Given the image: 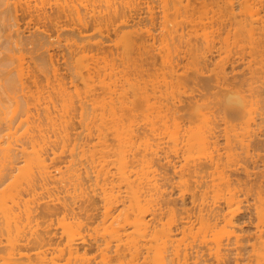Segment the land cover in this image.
<instances>
[{
    "label": "bare ground",
    "instance_id": "1",
    "mask_svg": "<svg viewBox=\"0 0 264 264\" xmlns=\"http://www.w3.org/2000/svg\"><path fill=\"white\" fill-rule=\"evenodd\" d=\"M3 1L7 3V5L10 4L7 2L8 0H0V2ZM16 1L17 2L13 0V2H11V5L14 4V16H3L2 13H4V11L0 8V213H2V215H0V219H5L9 223L12 214H18L21 212L25 214H23V216L21 214H15V216H12V218L18 216L17 218L21 219H19V223H21V225L24 224L22 225L24 228H21V230V225L19 226L16 224L17 226H15V223H17V218H13L16 220V222L11 219L12 224H14L13 227L15 226L14 229L12 228V230L15 231L14 236H16V234L20 231H24L23 233L25 234L20 232L21 235L19 236L27 235L26 233L28 232L29 233L27 236H29L31 235L30 230H33V228H38L36 226L43 227H41L42 229L38 228L33 230L34 232L37 231V233H35L36 235H31L32 240H28L29 238L23 237L24 243L22 244L19 243L23 242V239L20 241L21 237H14L16 238L14 241L13 236L10 235L12 239L9 238V240L11 239V241L7 240V242H9V244L7 243L9 249L15 251L17 249V251L21 250L23 253H26L27 251L24 252V246L27 248L30 242H32L31 244H39L44 247V245L47 246L48 243L51 245L54 239H59L60 241L61 235H59L60 238H54L56 235L54 233L53 240H49L51 239L52 232L54 231L51 230L52 232L50 233L51 228L48 226V224L47 227L46 224H42L41 222L45 219L38 218L40 216L44 218L46 216L49 217L50 215H56L61 211L68 213L66 215L69 216L65 215L66 217H70V215L72 216V218H69V220L71 219L70 222L74 221V215L75 222L77 223L78 220H76V218H80L78 215H81L80 210H83L87 215L93 214L91 217H94L96 213L98 214L96 210L98 209L97 194L99 193V201L102 204V210L100 213L102 218L101 221L103 223L108 221L109 226L113 228V234L115 233L117 236L118 244L120 243L121 246H124V250H128L127 252H129V255H131L130 257L135 254L134 257L139 255L142 259L143 256L142 260L146 262V258L148 259V257H150L149 253L152 252L153 261L159 262L158 264H241L246 259V254V257L248 255H253L254 257L249 258L245 264H264V169L262 168V170L258 172H251L250 169H248L249 164L247 161H244V164L239 165L238 167L229 166L227 168H219L217 159L219 156L221 141L222 139L228 140L229 134L227 131H222L219 128L218 121L214 117L208 120L209 124L206 121L207 123H205V127L202 128V133H200L201 130L199 129L201 126H199L197 127V131L193 130L194 132H191L189 130L190 133L188 132V134L185 135L187 137L183 138V141L186 142L182 141L183 144H187L185 146L182 145L184 150L186 147L189 149L192 146L187 143L188 141L192 139V144H194V138L195 143L197 138H202V140H199L200 143L197 141V147L202 145L200 148H202L203 151H201L202 149L198 151L196 149L199 148H195L196 152L194 154L196 155H194L192 152L195 151L194 147L196 146L193 145L191 148L194 151H192L190 148L189 152H191L187 153V156L190 154V158H193L194 156L196 157L197 154L198 156L203 154V156H201L203 158L197 156L198 159H191L189 162L188 157V160H186L188 162L180 167L178 165V161L176 159L170 158V155L167 156L165 154V156L161 157L164 170L162 173V179L160 177V181L163 183V189H159L162 191H160L161 194L158 193V196H155V193L158 191L156 187L154 189L152 185L154 183H158L155 182V178L153 182L150 177L151 175L146 176L145 174L143 176L136 177V172H133L132 132L129 137L126 138V143L128 144L125 145L124 149L126 150H124L125 152L123 156L117 160L118 164L115 165L114 162L105 160L95 161L93 158H91L90 161H88L79 158V160L72 159L69 161L66 169L62 171L59 166L55 165L54 159L49 157V150L52 154H55V148L57 145H55L56 142L54 144L52 143L57 139L56 136L58 135H54L51 131L52 133L50 134L55 136L54 140L52 139L51 142L52 136L49 134V138V135L47 136L46 133L48 130L50 132V129L47 128L48 130L45 131L46 128L44 126L47 123L49 124L48 120L50 121L51 118L55 120V117H53L54 115L57 118L59 116L57 111V113L55 112V114H53L54 111L58 109L54 108L55 103L53 99L55 98L52 97V90L55 88L56 84L59 87L58 89L63 88V90L65 89L66 85L63 77L58 78L56 76L59 70L56 64V58L58 57L59 52L62 50L66 51V53L61 55V57L64 58L63 63L65 66L71 64V66H73L72 68L78 73L79 77L81 76L83 79L81 82L84 86V100L83 102L81 101V103L83 105L85 104V108H82V104H80L79 108L84 110L89 104H92V109L94 112L97 111L101 115H105L107 113L112 117L117 113L118 109L124 110L127 107L126 103L128 102L127 104H129V102L132 101L129 98V89L132 88V78H130V75H127V70H129L130 66L132 69V44L135 43L136 40H143L148 45L149 41H154L155 38L151 31L152 27H142L139 24H136L132 31V14L134 11H137L136 2H134L135 0H124L119 9L115 7L111 12L108 13V18H96L94 14L92 15L94 18H86L87 16L84 15L85 13L82 15V9L79 8L84 4V1L82 0H55L57 1L56 3L59 2L60 6L63 4L62 2L65 4L72 3L73 5H71L72 7H65L67 4H63L64 7H62V9L68 10L65 15H62L63 18L51 16V12L47 13L48 11L45 9L46 7L42 9L44 4H38L40 5V8L42 7L41 10L34 8L37 7V5H34V7L29 6L31 3L30 1L27 2L28 0H24L22 3H19V0ZM76 1H79L78 3L82 2L81 4H78L80 5L79 7L78 5L74 4ZM189 1L190 0H174L173 3L175 7H178L183 5L184 2L189 4ZM247 1L249 2V15L250 17H255L251 18V21L259 23L262 29L261 32L264 34V20L259 17L261 11H263L264 0ZM1 5L2 4L0 3V7ZM18 5L23 16H27L26 18L19 17L20 15L18 16L16 13L19 9L17 8ZM229 6V11L231 12L233 3L229 2ZM148 19L149 23L153 25L155 18ZM181 19L182 18H160V24L163 28V36L164 38L165 36H169L170 40H167V38L164 39V41L166 40V45L164 41H162L161 47H159L160 51H163L165 55L163 52H160L159 54L163 53L161 59L164 62L162 66H165V69H163L167 70L168 73L170 72L171 74H174V76H172L169 73L174 78L177 77V67L181 68L182 66L180 67V64L175 62V59H177V57L175 58V55L172 57L171 54L173 51L170 52L172 47H167V49L169 48V52L167 53L165 50L167 44H169L167 41H171L170 44L172 45L174 42L173 39H179V44L181 39L183 40V30L181 27L177 26ZM217 21L218 22H215L216 27L221 28L230 22V18H218ZM169 22L175 23L176 25L169 26ZM210 23L211 21L208 23V25L210 27L211 25L213 26V23ZM204 41L206 46H203L205 47L203 48V52H199L200 54L198 51H196L197 53L193 52V55L196 56V53L198 54L196 57L199 58L198 62L196 61L197 65H193L194 67L191 66L193 67L192 70L195 72L196 70H198V72L202 71L199 70L202 69L200 65L198 66L199 63L201 64L202 62V64L205 65L208 60L215 57L213 51L215 46L214 41H209L207 38L204 39ZM144 42L140 44L142 45V48L150 50V48H146ZM186 43L187 42L185 41V44ZM170 44L168 46H170ZM151 45L149 46L151 47ZM164 45L165 47L162 48ZM188 45L189 43H187V47ZM175 46L176 45L173 47ZM189 46H191V44ZM193 47L191 46V48ZM154 48H152V50ZM191 48L189 47L187 49L189 50ZM105 50H107V52H109L111 55H115L120 60V63H118L119 65H117H123L122 71H114L117 66L115 63H113L115 61H113L110 64V67L107 65L104 66L103 75H91L92 70L94 69L93 72L97 71V66L101 64L99 63L101 58L99 57V59L96 56V60L95 55L101 54ZM175 50H177V52L179 51L178 49ZM102 55L103 54H101V56ZM189 55L193 56L191 54ZM96 61H98V65H96ZM235 65L236 64L233 61H230L229 56L226 55L216 66L217 78L219 80L221 78L223 81L226 80L228 72L233 71L236 67ZM186 66L190 67L188 64ZM83 67L86 69V72L90 74V77L93 76L95 80L93 78L90 79L89 76L87 78V80L89 79V82L84 80V77L81 74V68ZM100 67L101 65L99 68ZM166 67L170 70L168 71ZM125 68L128 69L126 70ZM107 71L111 72V74L109 75L108 80L105 81L104 75ZM182 71H184V69ZM198 72L196 73L198 74ZM188 73L190 74V72ZM85 81H87L86 84ZM263 85L264 80L262 79L259 86ZM100 87L106 88V92L108 93L107 96H98ZM78 99H80V97ZM65 107L66 106L64 105V110ZM128 107L127 109L132 111L131 106L128 105ZM62 114L65 115V112ZM40 115L49 119H42L43 117ZM39 116L42 117L41 121ZM62 118L64 117H61V119ZM44 120L47 122L44 123ZM259 120L261 125L263 124V128L261 129L262 138L257 140V147H261L264 150V106L262 107V112L259 114ZM57 121H59V119ZM50 122H53L54 125L53 123H50L48 127H51V130H54L56 133L58 132L59 136L63 138L64 141L66 139L68 140L67 137L69 131H67L68 124H66V118L63 121V126L60 124L61 122L59 123V126L61 125L60 127H62V131L66 127L67 132L63 131L65 134L67 133L66 136L62 134L63 132L61 133L60 129V131L58 130V123H56V120L55 122L53 120ZM40 123L43 124V130L40 126ZM55 124H57V131L55 129ZM54 126L55 128H53ZM114 134H116L118 144H122L124 141L122 134L118 130H115ZM103 137V132H98V140H101ZM22 138H24L25 141L22 140ZM27 143L29 146H26ZM64 143H62L63 146ZM203 144L206 147H204ZM54 145L56 146L55 148L53 147ZM28 147H30L29 150ZM205 148H207V150ZM248 148L249 145H246V150H248ZM184 152H188V150H184ZM19 159L23 160L24 162V166L21 168L18 167L20 161ZM257 164L258 158L253 159L252 168H257ZM235 170H242L246 178L240 179L237 176L238 174L234 172ZM15 171H18V175H15L14 179L10 183L5 184L6 181L11 179L12 174ZM60 174L63 178L60 177ZM252 175H255L256 177L251 179ZM100 179L102 180V185L99 187L100 190L96 191V193H93L91 188L92 182H94L95 185L93 189L97 190L96 184ZM144 179L146 180L143 181ZM150 179L153 183L150 182ZM176 179H178V181L174 185ZM135 181H137L138 185L134 184ZM60 182H62V185L59 184ZM142 182H144V184ZM145 182L147 186L145 185ZM63 183H67L66 185L64 184L66 187L63 186ZM69 184L72 185V191L68 189ZM142 184L145 185V187ZM133 185H135V187H133ZM139 185L142 187H139ZM136 186H138V189H141L137 190ZM121 187L122 189L125 188L123 190V195H121ZM152 187L155 191L152 189ZM158 187L159 186L157 185V188ZM66 188L69 190V194L65 193V191L63 192V189ZM175 188L178 189L176 194H174ZM153 194L154 197L160 196L156 202L154 200ZM255 199H257V203L253 207L251 200ZM146 200L149 202L151 201L150 203L152 205L150 204L149 206L147 204V206L142 203V201ZM176 200L180 202L178 207H176L174 204ZM76 207V210H78V208L80 209L77 212L75 210ZM61 214L63 216L64 213ZM75 215H78V217ZM19 216L22 218L26 217L25 219L29 220L30 224H28L27 221ZM36 216H39L37 221L42 225H40L35 220V223L32 222L35 225V227H33L34 225H32L30 221L36 219ZM65 216H63L62 219ZM254 219H256L257 222L255 221L256 223L253 225V231L246 232V228H249L250 225L253 224ZM23 221L27 225L31 226L32 229L23 223ZM11 222L9 224H11ZM63 222L62 224H64ZM2 223L3 222L0 224ZM4 223L6 222L4 221ZM45 226L49 228V230L45 228ZM16 227H18L17 230H15ZM25 227L30 228H27L29 231ZM39 229L41 230L39 231ZM77 229L80 230L81 228L78 226V228L74 229V232L72 229L71 231H68L67 229V231L64 232L66 233L65 235H67V239H65L63 243L65 246L59 245L60 242L56 240L54 247H57L58 242L60 250L56 251V248L51 250V252L54 250L57 253L56 254L54 252L57 255V258L58 256L62 255V257H67V264L71 260H76V257L78 259V256H74L76 253L78 254V247L80 246L81 242H85L84 237L86 233L84 235L83 230L78 232ZM14 231H12V233H14ZM48 232L50 234H48ZM2 234H4V231ZM147 235L151 236V239L155 242V247L151 251L149 250L151 247H147V250L144 249L146 251L144 252L145 255H143V253L139 254L142 252L141 248H145L141 246L145 244L143 240ZM47 238L50 241L48 243L47 240H45ZM142 238L143 240H141ZM25 239L30 242L28 243ZM117 239L115 237V241ZM122 239L123 241L125 239V243L123 242L124 245L121 244ZM139 240L143 241L142 243L144 244H140L141 241ZM44 241L47 243V245L44 243ZM132 242L133 244L139 243L141 245V252L137 250L139 249L137 248V246L139 247V244H135L133 248ZM145 242L147 241L145 240ZM43 243L44 245H42ZM115 244L117 245V242H115ZM0 245H3V243H0ZM36 246L38 245H35V247ZM83 246L85 248V243ZM96 247H99V249ZM100 247V245H96L94 250H98L99 252L102 250L103 252V247L101 249ZM105 249H107V251L109 250L108 248ZM112 249L114 250L113 254H121V250H117L118 248L115 247L116 250L114 248ZM132 249L135 251V253H132ZM15 251H9L11 254L8 253V257H11L12 254L21 255L22 253L20 251L21 253L19 252L15 254ZM107 251H105L103 255H106ZM118 251L119 253H117ZM37 253L40 254V252ZM125 253L126 252L123 254ZM113 254H111V256L115 255ZM5 256L7 257V254ZM28 256L29 255L26 257L23 254V257H26V260ZM86 256L88 257V255ZM8 257H2L1 254L0 264H22L21 262H24L23 260L19 262V257L16 256H12L11 258ZM13 257H16V259ZM38 257H42L43 260L46 256L44 257L42 255ZM50 257H48L49 262ZM53 257V259L51 258V262L53 260V264H55L59 259L54 260L56 259L55 255ZM62 257L59 258L62 259ZM72 257L74 259H71ZM106 257L107 256H104V258ZM108 258L111 259V257ZM45 259L48 260L47 258ZM66 259L64 258L65 261ZM86 259L85 261L87 262ZM82 260L83 259H81V262ZM144 261L139 263L138 259V264H144ZM42 262H38V264H42ZM49 262L47 261L44 263L49 264ZM59 262L61 263L62 261ZM130 264H132V262Z\"/></svg>",
    "mask_w": 264,
    "mask_h": 264
},
{
    "label": "rangeland",
    "instance_id": "2",
    "mask_svg": "<svg viewBox=\"0 0 264 264\" xmlns=\"http://www.w3.org/2000/svg\"><path fill=\"white\" fill-rule=\"evenodd\" d=\"M19 1H18L19 3H22L24 0H19ZM25 1H27V0H25ZM29 1L31 3V4L29 3L30 4L29 6L34 7V5H37V7H39V8L34 7L36 9H41L42 7H43L42 9H44L46 7L45 9L48 11V12L47 11L46 12L47 13L51 12L50 15L53 17L63 18L62 15H65V13L68 12L67 9H65V10L62 9V7H64L63 4H65L62 1L61 2L63 4L60 2L62 4L61 6H60L59 2L56 3L57 1H55V0H28L27 2H29ZM82 1H84L85 6H84V4L81 6L78 5V4L82 3V2L78 3L79 1L78 2L76 1L74 4L78 5V7L80 6L79 8L82 9V15L85 13L84 15L87 16L86 18H94V17H92L93 14L96 18H108V13L111 12L115 7H117L119 9L120 5L124 2V0H82ZM7 2L10 4L7 5V3H5L4 1L0 2L2 4L0 8L3 9V11H4V13H2V15L3 16H14L15 15L14 4L11 5V2H13V0H8ZM15 2H17V1L15 0ZM35 2H36V4H35ZM134 2H136L137 11H134L132 14V31H133V27L136 24H139L142 27H147V26L152 27L151 31H152L155 38H154V41L153 40L149 41L148 45L143 40H140V41L136 40L137 44H136V42L135 43L132 42L133 43L132 44V53H131V55H132V69L130 66L131 64L129 65L130 66L129 70H127L128 68H125L128 71L127 75H130V78H132V88L129 89V98L132 100V101H130L132 104L130 102H129V104H127L128 102L126 103L127 107H128V105L131 106L132 111L128 110L129 107H128V109L126 107L124 110L118 109L117 113L111 117L107 113L105 115H101L97 111L94 112L92 109V104H89L87 106V108L84 110L79 108L80 104H82L81 101L83 102V100H84V98H83L84 97V95H83L84 86L82 85L83 83L81 82V81H83V79L81 76L79 77L78 73L72 68L73 66H71V64H68V66L67 65L65 66V64L63 63L64 58H62L61 55L63 53H66L65 50H62L61 52H59L58 57L56 58V62H57L56 64L59 68L56 76L58 78L63 77V80H65L66 85H65L64 90H63V88L58 89L59 87L57 86V84H56L57 87L56 86H55V88L52 87L53 88L52 97L55 98V99H53L54 103H55L54 108L58 109V110L54 109L55 111L53 114H55V112L57 111L58 113L57 112L56 113L59 115L58 118L55 115L54 116L52 115V116L55 117L56 123H58V130L60 129L61 133L63 131L64 132L69 131L68 132L69 134L67 137L68 140L66 139L64 141L63 138H61L59 136L58 132L56 133L54 130H51V127H48V126L51 123L50 121L53 120L55 122V120L53 118H51L50 121L48 120L49 124L47 123L48 124V125L46 124L47 126L44 124L45 125L44 127L46 128L45 131L50 129V132H49V130L46 132L47 136L52 132L54 135L59 136V138H58V136H56L57 139L55 141H53V143H52V144H54L55 142L57 143V144L55 143V145H57V147L55 145L53 146L54 148L56 147L55 148V154H52L51 151L49 150V153H50L49 157L54 159L55 165L59 166L60 169L62 171H64L66 169L69 161H71L72 159L79 160V158H82L83 160L85 159L88 161H90V159L93 158L95 161L105 160V161L114 162V165L118 164L117 160L120 159L121 156H123V154L125 152L124 150H126V149H124L125 145L128 144V143H126V138L129 137V135L132 132V165H133L132 168H133V172H136V174L134 173L136 175V177L137 176L140 177V176H143L145 174H146V176L151 175L150 177H151L153 182H154V178H155V180H156L155 182L159 183V184L156 183L159 187L157 188V185L155 183L152 184L153 182L151 181V179H150V182H152V183H150V184L153 185L154 189L156 187L158 192L155 193V196H158V193L161 194L160 191H162L159 189H161V188L163 189V185H162L163 183H162V181H160L162 179V173L164 170L163 166H162L161 157L165 156V154L167 156L170 155L169 157L176 159L178 161V165L180 167H182L183 164H185L188 161L190 162L191 159H198V157L203 156V154H201V156H198V154H197L198 157L194 156V155H196V154H194L196 152V150L200 151V149H202V148H200L202 145L201 146L199 145V143H200L199 140L200 139L202 140V138L199 137L200 139H198L196 137L197 141L199 142L198 143L199 147H197V141L195 143V138H194V142H193L194 144H192V141H193L192 139H191L192 141L190 140L187 142V143H189V145L196 146V147H194V150H195V148H199V149H196L194 151L191 148L192 146L190 147L192 149V151H194V152H192L194 154L193 155L194 157L192 156L193 158H190L191 157L190 154H189V156H187L188 155L187 153L191 152V151L189 152L190 148L187 149V147H186L184 150L185 151L188 150V152H184L182 145L185 146L187 144L186 143L183 144V142H186V141H183L184 140L183 138L187 137L185 135L188 134V132L190 133V131L192 132L193 130L197 131L198 130L197 127H199V126H201L199 130H201L200 133H202V131H203L202 128L205 127V123L208 122V124H209L208 120L212 119L214 117L218 121L219 128L222 131H227L229 134L228 140L222 139V141H221L219 156L217 159L218 163H219V168H222V167L227 168L229 166L238 167L239 165L244 164V161H247L249 164L248 169H250L251 172H254V171L258 172V171L262 170V168L264 169V167H263L264 166V150L261 147H257V144H258L257 140L259 138H262L261 137V129L263 128L262 127L263 124L261 125L260 120H259V114L262 112V107L264 106V104H263L264 103V85L259 86V84L261 83L262 79L264 80V34H262V32H261L262 29L260 27V24L255 22V21L254 22L251 21V18H255V17L254 16L250 17V15H249V2L247 0H190L189 4L184 2L183 5L178 6V7L174 6V3H173L174 0H135ZM229 2L233 3V7L231 9V12L229 11L230 10ZM38 4H40V5L44 4V6H42L40 8V5H38ZM66 4H67V6H65V7L72 5V3H69V4L66 3ZM58 6H59V8H58ZM17 8H19L16 12L18 14V16L20 15L19 17H25L26 18L27 16H23L19 5L17 6ZM80 12H81V10H80ZM126 15H127V13H126ZM259 17H261V19L264 20V6H263V11H261ZM148 18H155L153 25H151L149 23ZM160 18H182L180 20V22L177 24V26L181 27V29L183 30L184 42L181 39L180 44H179L178 43L179 39L177 40V38H176V39H173L174 42L172 40V42H173L172 45L170 44L171 41H167V43L170 44V46H168L169 44H167V46H166L167 51L165 49H163L167 53V52H169L168 51L169 48L167 49V47H170V48L172 47L171 48L172 50H170V52L171 51H173V52H172V54L171 53L170 54L172 55V57L175 55V58L177 57V59H175V58H173V59L176 60L175 62L180 64V67L182 66L181 68L177 67L180 73L177 70L176 71L177 77H175V78L172 77V76H174V74H171L169 72L172 75L171 76L167 72V70H164L165 66L164 65L162 66V64H164V62L161 59H162L164 52L160 51L161 43H162V41H164V39L167 38V40H170V38H169V36L168 37L165 36V38H164L163 32H162L163 28L160 24ZM218 18H220V19L221 18H230V22L224 27L217 28L215 22H218L217 21ZM210 21H211V23H213V26L211 25V27L208 25V23ZM168 25L174 26L176 24L169 22ZM206 38L209 39V41H212V40L214 41L215 46L213 48V51H214L215 57L213 59L208 60L205 65L202 64V62H201V64L199 63L198 66L200 65V67H202V69H199V70H202V71L198 72V70H196V72H198V74H197L195 71L192 70L196 64V61L198 62V60H199V58L196 57L198 55V54H196L197 53L196 51H198V53L199 52L201 53V51L203 52V48H205V47H203L205 45L204 39H206ZM185 41L187 43H189V45L191 44L192 47L193 46H195V47L191 48V46H189V45L187 47V43L185 44ZM142 42H144L145 43L144 45L146 46V48H150V50L149 49L146 50L145 48L143 49L142 45H140V44H142ZM150 42H152V43H150ZM138 43L140 46L138 45ZM153 43H154V45H153ZM164 43L166 45V40L164 41ZM149 45H151V47ZM165 45L162 46V48H164ZM174 45H176V46L173 47ZM186 47L187 48L190 47L191 49L188 50ZM152 48H154V49L152 50ZM162 48H161V50H162ZM195 48H196V50H195ZM158 49H159V51H158ZM175 49H178L179 51L177 52V50H175ZM57 50L60 51L59 49H57ZM143 50H145V51H143ZM181 50L182 51L185 50L187 52L183 51V53H182ZM160 52H163V53L159 54ZM193 52H196L195 53L196 56L193 55ZM101 54H103V55L101 56ZM101 54L95 55V59H96V56H97V58H99V57L101 58V59L99 58L100 59L99 63H101L100 64L101 67L99 68L100 65H98V63H97L98 61H96V65H98L97 66L98 69L96 68L97 71H94V72H93V70H94L93 69L91 75H93V74L94 75L95 74H99V75L102 74L103 75L104 74L103 73L104 66L107 65L110 67V64L113 61H115L113 63H115L117 66V68L114 69V71H116V72L122 71L123 65L120 64V66H118L119 65L118 63H120V60L115 55H111L109 52H107V50H105ZM189 54H191L193 56H190ZM164 55H165V53H164ZM226 55L229 56L230 61H233L236 64L235 65L236 67L233 71L228 72L226 80L223 81L221 78L219 80L216 76V73H217V67L216 66L218 63L221 62V59H223ZM191 58H193V59H191ZM194 58H197V59H194ZM181 60H183V61H181ZM88 63H89V59H88ZM187 64L190 67H187L186 66ZM201 65H203V66H201ZM191 66H193V67H191ZM105 68H108V67H105ZM166 69H168V71L170 70L167 67H166ZM183 69H184V71H182ZM74 71L77 74H75ZM188 72H190V74ZM81 74L83 75L84 80H87L88 76L90 77V74H88V72H86V69L84 67L81 68ZM110 74H111V72H109V71L105 72V75H104L105 81L108 80V77ZM176 74H175V76H176ZM168 75L171 77H169ZM79 78H81V79H79ZM92 78H93V76L90 77V79H92ZM72 81L74 82V85H76V86L73 85ZM87 81H85V84ZM96 82H98V81H96ZM106 91H107L106 88L100 87V92H99L98 96H102V95L107 96L108 93ZM78 96L80 97L81 100L78 99L79 98ZM174 99H177V100H174ZM64 105L66 106L65 110H64ZM84 105H83V107L82 106L81 107L85 108ZM72 107H74V108H72ZM81 110H83V111H81ZM63 111L65 112V115L62 114V113H64ZM60 115H62V116H60ZM66 115H68V116H66ZM40 116H42V115H40ZM42 117H40V121L45 118L44 116H42ZM61 117H64V118L61 119ZM65 118H66L67 123L66 122H64V123L68 124V127H67V131H66V127L64 126L65 128L64 127L63 128L65 130L63 129V131H62V129H61L62 127H60L61 125L59 126V123L61 122L60 124H62V126H63L64 125L63 121L65 120ZM47 119H49V118H45V120H47ZM58 119H59V121H57ZM45 120H44V123L47 122V121L45 122ZM203 124H204V126H203ZM42 125L43 124L40 123L41 128L43 127ZM53 125H54V123H53ZM55 125H56V128H55V126L53 128H55L57 131V124H55ZM42 130H43V128H42ZM115 130H118L122 134V137L124 138L123 139L124 141L122 140L123 141L122 144H118V139L116 137V134H114ZM100 131L103 132L104 137L101 140H98L97 134ZM64 132L62 134H64L66 136L67 133L65 134ZM20 133H21V131H20ZM50 135H49V138H50ZM54 135H51L52 136L51 142H52V139L54 140V138H55ZM247 136H250V137H247ZM24 138H22V140L25 141L26 138L25 139ZM59 139H62V140H59ZM62 141H64L65 143ZM59 142L61 144L64 143V146H63V144L61 145ZM246 145H249L248 150H246ZM26 146H29V144L27 143ZM203 146H204V144H203ZM204 147H206V146H204ZM29 149H30V147H28V150ZM205 149L207 150V148H205ZM201 151H203V149ZM201 153H203V152H201ZM206 153H207V151H206ZM206 153H204V154H206ZM188 157H189V160H188ZM251 157H252V161H251ZM201 158H203V157H201ZM255 158H258V164H257L258 167L254 169L252 167H253V159H255ZM186 160H188V161H186ZM23 166H24V162H23V160H20L18 167L21 168ZM53 168H55V167H53ZM152 172L154 173V176H153ZM234 172L238 174L237 176L240 179L246 178V176L244 175L242 170H235ZM138 174H140V175H138ZM15 175H18V171H15L12 174L11 179L6 181L5 184L10 183L14 179ZM61 176L62 175L60 174V177ZM64 176H65V174H64ZM160 177H161V179H160ZM255 177H256L255 175H252L251 179H254ZM61 178H63V177H61ZM145 180L146 179H144L143 181H145ZM177 181H178V179L175 180L174 185L177 183ZM142 183L144 184V182H142ZM5 184H4V186H5ZM59 184L62 185V182H60ZM64 184L65 183H63V186H65L67 183L65 185ZM134 184L138 185L137 181H135ZM160 184H161V186H160ZM101 185H102V180L100 179L98 181V183L96 184L97 190H94L93 188L95 185H94V182H92V187H91L92 192L96 193V191H99L100 190L99 187ZM135 185H133V187H135ZM145 185L147 186L146 182H145ZM145 185H143V186L145 187ZM68 186H69L68 189H70L72 191V189H71L72 185L69 184ZM140 186L141 185H139V187ZM122 187H124V186H122ZM122 187L120 188V191L122 193L121 195H123V193H124L123 190L125 189V188L122 189ZM153 187H152V189H153ZM136 188H137V190L141 189V188L138 189V186H136ZM147 188H149V187H147ZM68 189L67 188L63 189V192L65 191V193L69 194ZM149 189H151V188H149ZM169 189H170V187H169ZM177 190H178L177 188L174 189V192H175L174 194H176ZM62 194H64V193H62ZM98 194H97L98 209L96 210V212H98V214L97 213H96V215L94 214L95 215L94 217H91L93 214L87 215L83 210H80L79 208H78V210H76L77 209V207H76L75 208L76 212L79 210L81 211V215L78 214L80 216V218L78 217V215H75L79 218V219L76 218V220H78L77 223L75 222L74 215H73V220H74L73 222H75V223L70 222L71 219L69 220V218L70 217L72 218L71 215H70V217H66V216H69V215H66L68 213L61 212V211L58 212L59 214L55 213L56 215H52V216L50 215L49 217L46 216V217L42 218V216H40V217L36 216L35 217L36 219L33 218L34 220L30 221L31 223L32 222L35 223L38 219H45L44 221H41L42 224H46V226L48 224V226L51 228L50 233L52 231H54V232H52L51 239H49V240H51V241L53 240L54 234H56L54 236V238H58L59 235H61V238L59 237L61 240L59 241V239H54L52 241V244H53V242H54V244L50 245V243H48L50 241L47 238L45 240H47L48 245L44 241V243H46L47 246H45L43 243L42 244V245H44V247H43L39 244H31L32 242H30V241H29L30 243L28 242V240L31 239V235L32 234L36 235L35 233H37V231L34 232L33 230L41 228L43 226H41V227L36 226L38 228H33V230H30L31 235H29V236H27L29 232L26 233L27 235H23V234H25V233H23L24 231H22V232L20 231L21 233H23L22 234L23 236H19V235H21L20 232L16 234L17 237L18 236H19V238L21 237L20 241H22L23 237L29 238L28 240L25 239L29 243L28 247L26 245V247L28 249L25 248V246H24L25 250L23 249L24 252L27 251L26 253H23V251L20 250L22 252L21 253L20 251H17V249H16V251L10 250L8 245H7V243L9 244V242H7V240L11 241V239H12L11 236H13V238L16 237V236H14L15 231L12 230V228L14 229L15 226L21 225V223H19L20 218L18 219L17 218L18 216H17V217H13V218H17L16 219L17 223H15V226L13 227L14 224H12V222H11V219H13L12 216L13 215L15 216V214L16 215L21 214L23 216L24 213L21 212V213L17 214V213H15V210H14L15 214H12V215L10 214L11 219L9 218L10 219L9 223L11 222L12 227H11V224L8 223V221L1 218L0 223L1 222H3V223L0 224V226L2 225L1 228L3 227L5 229L0 228V234H2L4 231V234L0 235V243H3L4 246H6V245L7 246L4 247L3 245H0V248L2 246V248H1L2 251L0 250V255L2 254V257L7 258L8 253H10L11 251H15L16 253L13 252L15 254L20 252L22 257L20 254H17L20 256L12 254V256H16L19 258L21 257L20 259L18 258V260H20L19 262H21L23 260L24 262H21L22 264H38V262H42V261H43L42 262V264H43L44 262L45 263L47 261L49 262L48 257H50V254L52 253L53 256L55 255V258H56L54 260L59 259L56 261L55 264H61V263L67 264L66 263L67 257H62L63 256L62 255V256H58V258H57L56 257L57 253L54 250L51 252V250L55 249V248H56V251L60 250L59 245L62 246L65 239H67L66 238L67 235H65L66 233H64V232H66L67 229H68V231H71V229H72V231L74 232V229L78 228V226H79L81 229L80 230L77 229L78 232L83 230L84 235L86 233V235L84 237L85 242H81L82 245L80 244V246H83L85 243L86 249L84 248V246L83 247L79 246L78 247L79 252H78V254L76 253V255L74 256V257L78 256V259L76 257V260H75L72 257L71 259H74V260H71V261L69 260L70 262L68 261L69 262L68 264H105V263H107V264H109V263L110 264H126V263L130 264L131 262H132V264H138V259H139V263H141L142 261H144V260H142L143 256L141 255L142 259L139 255L136 256L137 258L134 257L135 254L132 255V257H130L131 255H129V252H127L128 250L127 251L124 250L123 249L124 246H121L120 243L118 244L117 236L115 235V233L113 234V228H111L109 226L108 221H106L104 223L101 221L102 218L100 216V213L102 210V204L99 201ZM153 197H154V194H153ZM158 198H160V196L154 197L155 202L158 200ZM152 201H153V199H152ZM148 202L149 201H147V200L142 201L143 204H145V205L148 204L150 206L151 201L149 203ZM251 202L253 203V207H254L257 203V199L251 200ZM179 203L180 202L178 200H176V202L174 204L176 205V207H178ZM16 212H17V210H16ZM61 213H64L63 216L66 215L63 218L64 220L62 219L63 216ZM0 215H2V213H0ZM19 217H21V216H19ZM25 218L26 217H24L22 219H24L25 221L28 222V224H30L29 220H27ZM2 220H4L7 224L4 223V221H2ZM13 220L16 222L15 219H13ZM255 221L257 222V220L254 219L253 224L250 225L249 228H246V232L253 231V225L256 223ZM62 222L64 224H62ZM23 223H25V222L23 221ZM5 224H6V226H5ZM39 224L42 225L41 223H39ZM22 225H24V224H22ZM22 225H21L20 229L24 228V226L22 227ZM32 225H34V224L32 223ZM7 226H8V228H7ZM27 226H29V225H27ZM46 226H45V228L48 227V226L47 227ZM29 227L32 229L31 226H29ZM33 227H35V225ZM17 228L18 227H16L15 230H17ZM30 228H28V229H30ZM10 229H11V231H10ZM41 229H39V231ZM47 229L49 230V228H47ZM12 231H14V233H12ZM7 233H9V234H7ZM50 233L48 232V234H50ZM1 236H3V237H1ZM115 237L117 239L116 241H115ZM9 238H11V239L9 240ZM16 238H14V241ZM56 240L58 242H60L59 245L57 242L58 248L56 246L54 247ZM141 240H143V238ZM141 240H139V241H141ZM145 240L147 242H145ZM143 241L145 244L142 243ZM143 241H141L140 244H142V245L144 244V245L141 246L139 243H137V244H139V247L137 246V248H139V249H137V248L136 249L140 251L141 247H145L143 249L141 248V251H142V252L140 251L141 253H139V251H138L139 254L143 253V255H145L144 252H146L145 250L148 249L147 247H151L149 249L150 251L154 249L155 242L151 239V236H148V235L146 237H144ZM18 242H19V240H18ZM115 242H117V245L115 244ZM123 242L125 243V239H124V241H123V239L121 240V244L124 245ZM133 242H132V245L134 248V245L136 243L133 244ZM19 243H21V244L24 243V239H23V242H19ZM19 243H17V244H19ZM21 244H19V245H21ZM35 245H38V246L35 247ZM96 245H98V246L100 245L101 246L100 249L103 247L102 249L104 251L102 252V250H100L101 252H99L98 250L97 251L94 250ZM118 245H120V246H118ZM63 246H65V244ZM51 247H53V248H51ZM115 247L118 248L117 250H119V251L121 250L123 253L126 252L125 253L126 255L123 254L121 251H120V253L123 255H121V254L117 255L115 253H114L115 254L114 255L113 254L114 250L112 248L115 249ZM96 248L99 249V247H96ZM105 248H108L109 250L107 251V249H105ZM62 249H63V247H62ZM5 250L8 252H6ZM80 250H81V252H80ZM105 251H107V253H106V255L105 254L103 255V253ZM119 251L117 253H119ZM3 252H4V255H3ZM37 252H40V254H38ZM41 252H43V253H41ZM133 252L135 253V251H133V249H132V253ZM6 254H7V257L5 256ZM23 254L26 257H27V255H29L27 260H26V257H23ZM52 254L50 257L49 264L50 263L53 264V262H54L53 260L51 262V258L52 259L54 258L52 256ZM111 254H113L115 257L111 256ZM149 254H150V257H148V259L146 258V262L144 261V264H154L155 262H156L155 264H158L159 262L153 261V255H152L153 253L150 252ZM42 255L44 257L46 256L45 258H47L48 260H46L45 258L42 260V257H38V256H42ZM64 255H66V254H64ZM86 255H88V257ZM104 256H107V257L104 258ZM11 257H8V258H11ZM16 257H13V258L16 259ZM59 257L60 258L62 257V259H60ZM83 257H86L87 259L83 258ZM91 257H93V258H91ZM108 257H111V259H109ZM118 257H120V258H118ZM253 257H254L253 255H251V256L248 255L246 257V254H245L246 259L241 264H245L249 260V258H253ZM64 258L66 259V261L64 260ZM89 258H91L92 260ZM81 259H83L82 262H81ZM85 259L87 260V262L85 261ZM18 260H16V261H18ZM44 260H46V261H44ZM59 261H62V262L60 263Z\"/></svg>",
    "mask_w": 264,
    "mask_h": 264
}]
</instances>
